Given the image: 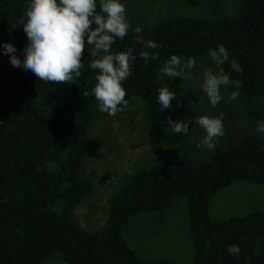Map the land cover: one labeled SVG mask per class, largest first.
<instances>
[{
  "label": "trees",
  "instance_id": "obj_1",
  "mask_svg": "<svg viewBox=\"0 0 264 264\" xmlns=\"http://www.w3.org/2000/svg\"><path fill=\"white\" fill-rule=\"evenodd\" d=\"M182 1L195 7L205 0ZM28 3L0 0V44L12 43L21 60L27 43L17 21ZM128 20L141 28L143 39L161 45L148 49L158 58L147 64L139 55L143 45L136 43L137 33L129 31L111 45L114 53L133 49L132 75L122 86L126 99L145 101L148 125L160 145L185 141L193 114L185 93H176L172 108L159 109L158 89L164 86L159 70L173 54L199 58L222 44L229 56L225 72L242 81L238 89L230 84L227 90L248 102L264 99V0H239L234 14L216 19L176 14L153 25ZM90 51L86 45L81 76L59 85L37 80L0 55V264H44L50 256L64 264H180L146 259L124 236L131 218L161 212L176 198L184 200L192 249L183 264H264V210L223 219L210 215L211 201L223 188L236 182L264 186V140L257 132L213 157L182 153L140 167L115 190L106 223L97 230L84 229L73 218L93 188L82 175L89 125L99 109L93 95H84L96 83V70L88 67ZM233 59L242 72L232 69ZM250 115L262 121L264 109L254 107ZM169 117L187 122L188 132L176 134ZM231 245L239 246L238 255L227 251Z\"/></svg>",
  "mask_w": 264,
  "mask_h": 264
},
{
  "label": "rangeland",
  "instance_id": "obj_2",
  "mask_svg": "<svg viewBox=\"0 0 264 264\" xmlns=\"http://www.w3.org/2000/svg\"><path fill=\"white\" fill-rule=\"evenodd\" d=\"M121 2L126 4L127 17L142 25H153L176 14L216 19L234 14L239 4V0H205L195 7L186 5L182 0ZM24 38L27 43L25 34ZM205 67L216 70L208 54L196 58V66L191 76L186 75L182 80L180 77L168 80L159 70V79L163 85L165 83L175 93L187 94L193 102L190 133L180 144L163 146L154 139L147 122L145 101L141 98L128 99V108L114 117L99 109L95 110L89 125L88 148L82 170L83 177L92 182L93 188L73 213V218L81 227L97 230L105 225L115 190L140 167L182 153L213 157L236 139L256 132L260 121L250 115V110L254 107L264 109V99L248 102L238 96L230 100L228 97L231 92L224 86L221 88L223 99L213 108L200 87ZM221 114L225 135L217 139L216 149L209 151L205 147L197 148L196 145L205 132L194 123L193 118L197 115L219 117ZM259 134L264 140V133ZM256 210H264V186L247 182H236L223 188L213 197L210 204V215L214 219ZM185 218L184 200L176 198L161 212L131 218L124 229V236L129 245L146 259H169L183 264L188 262L192 255ZM44 264L64 262L57 256H50Z\"/></svg>",
  "mask_w": 264,
  "mask_h": 264
},
{
  "label": "clouds",
  "instance_id": "obj_3",
  "mask_svg": "<svg viewBox=\"0 0 264 264\" xmlns=\"http://www.w3.org/2000/svg\"><path fill=\"white\" fill-rule=\"evenodd\" d=\"M17 23L22 24L27 37L23 60L16 55L17 50L10 42L0 44V55H7L12 66L30 71L37 80L45 83L70 84L74 78H79L84 67L85 47L91 46L89 54L93 59L88 67L96 70V83L91 92L85 91L84 95H93L99 110L113 117L129 106L122 83L132 75L130 65L136 57L132 54V48L114 53L111 45L117 39L123 40L129 31L137 33L135 41L143 45L139 55L146 64L149 60L158 58V53H150L148 49L161 47L154 40H145L139 35L141 28L131 25L127 18L126 4L121 0H100L99 11L97 0H29L22 18ZM208 55L216 70L211 67L204 68L200 87L210 105L215 108L223 99L221 88L231 84L238 89L242 81L231 79L225 72L223 65L229 60V56L224 45L210 49ZM195 66V57L185 60L173 54L160 71L168 80L174 77H180L182 80L186 75L191 76ZM231 67L236 72L243 71L234 59L231 61ZM238 96L239 92L233 91L228 98L234 100ZM175 100L176 93L164 83V86L158 89L159 109L172 108ZM193 119L205 132L196 145L197 148L205 147L214 151L217 139L225 135L223 114L219 117L197 115ZM167 123L176 134H186L189 130V124L184 121L169 117ZM255 131L264 133V120L257 124ZM227 251L238 255L240 248L238 245H231Z\"/></svg>",
  "mask_w": 264,
  "mask_h": 264
}]
</instances>
